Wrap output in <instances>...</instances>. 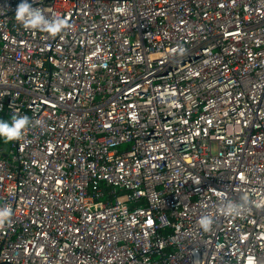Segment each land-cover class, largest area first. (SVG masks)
I'll use <instances>...</instances> for the list:
<instances>
[{
	"label": "built area",
	"instance_id": "2783aa9c",
	"mask_svg": "<svg viewBox=\"0 0 264 264\" xmlns=\"http://www.w3.org/2000/svg\"><path fill=\"white\" fill-rule=\"evenodd\" d=\"M0 0V264H264V0ZM207 217L208 229L201 224Z\"/></svg>",
	"mask_w": 264,
	"mask_h": 264
},
{
	"label": "clouds",
	"instance_id": "9594fccd",
	"mask_svg": "<svg viewBox=\"0 0 264 264\" xmlns=\"http://www.w3.org/2000/svg\"><path fill=\"white\" fill-rule=\"evenodd\" d=\"M16 19L22 23L26 28L41 29L49 32L51 35H56L61 30L67 27L66 19L47 20L37 11H35L28 0H22L17 6ZM29 123L28 117L22 116L12 120L11 123L0 120V137L6 140L18 137L20 130L26 127ZM10 210H0V227H2L10 216ZM211 221L204 217L201 220L202 226L205 230L208 229Z\"/></svg>",
	"mask_w": 264,
	"mask_h": 264
},
{
	"label": "trees",
	"instance_id": "16d2710c",
	"mask_svg": "<svg viewBox=\"0 0 264 264\" xmlns=\"http://www.w3.org/2000/svg\"><path fill=\"white\" fill-rule=\"evenodd\" d=\"M3 141V138L2 137H0V143Z\"/></svg>",
	"mask_w": 264,
	"mask_h": 264
}]
</instances>
